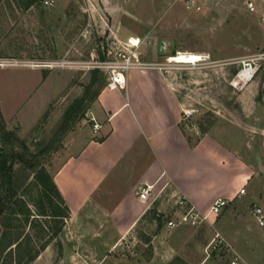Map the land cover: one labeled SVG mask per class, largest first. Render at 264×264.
<instances>
[{
	"label": "crops",
	"instance_id": "0c3cea01",
	"mask_svg": "<svg viewBox=\"0 0 264 264\" xmlns=\"http://www.w3.org/2000/svg\"><path fill=\"white\" fill-rule=\"evenodd\" d=\"M244 1L247 7L249 1L258 5L264 30V0ZM209 4L224 12L241 9V0H210ZM113 5L111 15L116 24L108 35L124 40L135 35H126L119 12L124 9L115 1ZM232 23L237 32L241 27L238 20ZM241 30L254 38L249 29ZM101 31L104 36L105 28ZM60 37L53 54L45 58L62 55ZM261 45L264 49V42ZM38 70H33L36 75ZM173 74L172 70L134 68L123 86L111 89L105 85L91 101L86 118L75 121L66 135L64 157L51 172L70 210L56 235L59 260L47 257L48 252H56L48 243L29 264L39 259L41 264H125L119 252L135 250L141 244H152L155 254L149 260L138 259L139 264H153L158 254L169 258L178 252L185 256L201 246L204 251L214 237L210 229L189 224L170 230L165 225L166 216L179 213L177 202L181 197L204 211L216 198L228 199L215 225L231 206L235 216L239 215L237 199L247 192L240 193L241 188L257 170L264 173V84L252 88L248 84L238 93L240 109L230 110V115L221 114L207 125L197 118V131L186 126L181 115L183 107L191 106L193 97L186 90L189 87L177 82ZM94 120L101 124L96 132ZM144 183L154 184V200L139 198L137 189ZM243 224L237 220L229 231H216L232 253L251 264H260L255 261L259 256L254 254V246L242 241ZM144 234L151 236L150 241H144ZM249 256L256 258L248 261Z\"/></svg>",
	"mask_w": 264,
	"mask_h": 264
},
{
	"label": "rangeland",
	"instance_id": "374dc122",
	"mask_svg": "<svg viewBox=\"0 0 264 264\" xmlns=\"http://www.w3.org/2000/svg\"><path fill=\"white\" fill-rule=\"evenodd\" d=\"M25 1L0 0V58H45L53 54L59 36L62 54L78 39L75 47L81 53H76V57L83 59L90 57L93 48L99 52L103 51V46L113 48L116 43L113 44L114 40L108 37L110 27L116 24L111 15L113 1L124 9L119 12L126 35L133 33L150 40L139 47L145 61L165 63L166 56L176 50L210 53L211 58L218 60L219 64L169 69L174 71L173 76L177 82L189 87L186 90L193 97L190 107L198 109L196 118H201L206 125L221 114L230 115V110L240 109L236 99L242 90L233 91L229 83L237 67L228 61L263 50L262 12H259L258 5H255V11L249 9L247 1L243 3L241 0V9L228 8L226 12L210 5V0H197L200 9L188 8L183 0H55L48 7L43 6L40 0L29 8L24 6ZM89 4L94 5L92 11L88 9ZM217 18H224L225 21L220 23ZM233 19H237L241 26L237 27V32ZM102 23L106 31L104 36L99 33L102 32ZM243 27L246 32L249 29L253 33V39L242 32ZM244 45L248 47H243ZM33 70L28 67L0 66V118L4 126L0 145L24 153L29 162L36 163L38 168L45 166L51 173L64 157L68 141L66 135L75 125V122L71 123L67 132L61 130L62 116L73 103L86 96L93 71L53 69L47 71L46 76L45 69H39L41 71L38 70L37 75ZM99 76L101 80L104 79L105 86V75ZM261 83L264 84V70L249 83V88ZM96 88L97 86L91 88L90 94L96 93ZM259 99L261 103V97ZM90 103L91 101L84 103L87 108L80 113L79 119L86 118ZM8 132L14 133L10 139L7 138ZM14 170L16 178L22 180L23 184L19 194L25 198L31 211L29 221L22 228V243L27 249L39 251L49 241L56 252H48L47 257L56 261L59 241L58 236L52 238V234L58 221L51 215L39 214L42 205L40 201H36V188L29 187L27 192L24 191L34 177L32 168L17 161ZM5 187L8 188V185ZM243 187L247 192L237 199L239 215L235 216L236 210L231 206L221 222L215 225L218 216L212 215L210 219L213 224L204 222L198 227L210 229L214 236L216 228L229 231L237 220L244 221L245 229L242 228L240 234L242 241L254 246V254L259 256L256 263L264 264V226L259 224L252 211L253 204L264 207V173L257 170ZM9 202L11 207L16 206L12 198ZM60 204L62 205L61 202ZM46 206L48 207L47 204ZM185 225L189 224H180L175 228ZM143 239L148 242L151 236L144 234ZM165 239L166 236L162 241ZM159 244L165 249L164 244ZM207 245L204 251L203 246L196 247L194 254L186 252L185 256L178 252L169 258L158 254L153 264L229 263L233 253L226 241L216 249L210 248L209 254L206 251ZM154 254L152 244H141L135 250L119 252V256L127 261L125 264H139L138 259L149 260ZM254 258L249 256L246 259L252 261ZM39 261L41 262L40 259ZM39 261L34 264H41Z\"/></svg>",
	"mask_w": 264,
	"mask_h": 264
},
{
	"label": "built area",
	"instance_id": "2783aa9c",
	"mask_svg": "<svg viewBox=\"0 0 264 264\" xmlns=\"http://www.w3.org/2000/svg\"><path fill=\"white\" fill-rule=\"evenodd\" d=\"M44 5H52L55 0H41ZM188 8L200 9L201 6L197 4V0H183ZM94 5H90L91 9ZM248 7L251 10L255 9L253 1L248 2ZM90 12V11H89ZM90 26V23H88ZM110 38V35L108 36ZM112 43L115 44L113 48H105L99 52L93 48L90 52V57L83 59L76 57V53H81L75 45L78 41L68 47V49L59 57L55 58H0V66H17L28 67L34 69H75V70H99L103 72L106 77V86L111 89L119 88L126 82V76L134 68L139 69H158L168 71L174 68H195L209 64H219L218 60L211 58L210 54L176 50L166 56L165 63L145 61L141 57L139 47L142 43H149L146 37L141 35H130L125 40H119L115 36L111 37ZM119 43V44H118ZM77 51V52H76ZM228 63L235 64L237 69L230 80L231 86L235 90H243L256 75L264 68V49L256 53L246 55ZM182 120L186 126L193 130L198 131V123L196 112L198 109L193 107H183L181 110ZM94 118V117H93ZM101 127V124L94 120L93 130L96 132ZM245 189L241 188L240 193H244ZM137 193L142 200H154L157 196L154 184L144 183L137 189ZM229 200L224 197H218L214 200L211 207L207 210H201L193 203H189L184 197H181L177 205L179 206V213L175 215L166 216L164 218L165 225L173 229L180 224L200 225L204 222L212 223L210 219L212 215L218 216L222 210L228 205ZM182 210V211H181ZM252 211L261 226H264V207L254 204ZM224 239L218 231L215 232L214 237L207 245V253L209 254L210 248L216 249L218 245L224 243ZM230 248V247H229ZM231 250V249H230ZM229 264H251L244 260L237 253L232 254Z\"/></svg>",
	"mask_w": 264,
	"mask_h": 264
},
{
	"label": "trees",
	"instance_id": "16d2710c",
	"mask_svg": "<svg viewBox=\"0 0 264 264\" xmlns=\"http://www.w3.org/2000/svg\"><path fill=\"white\" fill-rule=\"evenodd\" d=\"M37 1L40 0H26L24 6L28 7ZM98 74L100 75L103 73L99 70H93V77L90 85L87 87L88 92H86V96L78 99L63 114L60 127L64 132H67L70 124L77 121L81 116L80 113L85 111L87 104L84 106V103L94 100L99 91L104 87L105 81L104 79L101 80ZM94 86H97V91L96 93L90 94V89ZM3 131L4 126L0 118V140L2 139ZM6 134L7 138L10 139L14 133L8 132ZM17 161L24 163V165H28L34 172L33 179L30 184L26 186L24 191L27 192L29 187L36 188V201H40L42 205L39 214L51 215L58 221L57 228L52 234V238L62 230L65 224V218L68 217L70 213L54 181L53 175L45 166H40L38 168L36 163L28 161L24 153H18L13 148H3L0 145V264H29L49 243V241L46 242L39 251H34L32 248L27 249V246H24L22 243V228L25 227L29 221L31 211L25 198L22 194H19V190L23 184L22 180L19 181L15 176L14 166ZM6 185H8V188L5 187ZM11 198L15 201L18 208H16V206L11 207L9 202ZM15 230L16 232H14ZM13 244H15V246H12Z\"/></svg>",
	"mask_w": 264,
	"mask_h": 264
},
{
	"label": "water",
	"instance_id": "95a60500",
	"mask_svg": "<svg viewBox=\"0 0 264 264\" xmlns=\"http://www.w3.org/2000/svg\"><path fill=\"white\" fill-rule=\"evenodd\" d=\"M163 41L161 42V50H163ZM166 52H168V50H165ZM264 168V167H263ZM264 170V169H263Z\"/></svg>",
	"mask_w": 264,
	"mask_h": 264
}]
</instances>
